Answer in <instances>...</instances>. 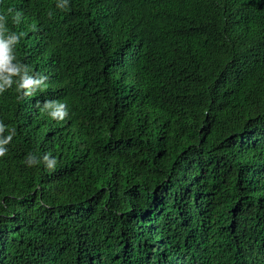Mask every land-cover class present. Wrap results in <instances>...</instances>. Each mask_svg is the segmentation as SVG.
I'll use <instances>...</instances> for the list:
<instances>
[{
	"label": "trees",
	"instance_id": "1",
	"mask_svg": "<svg viewBox=\"0 0 264 264\" xmlns=\"http://www.w3.org/2000/svg\"><path fill=\"white\" fill-rule=\"evenodd\" d=\"M62 2L0 0V264H264V0Z\"/></svg>",
	"mask_w": 264,
	"mask_h": 264
},
{
	"label": "clouds",
	"instance_id": "2",
	"mask_svg": "<svg viewBox=\"0 0 264 264\" xmlns=\"http://www.w3.org/2000/svg\"><path fill=\"white\" fill-rule=\"evenodd\" d=\"M68 4V0H63L61 4H58V7H65ZM11 11V10H9ZM14 22H19L20 14L17 13L13 18ZM4 17L0 16V21H3ZM21 35H23L21 33ZM15 41V44L19 42V36L16 34H11L7 36V38L0 39V73H6L2 76L3 83L0 84V92L4 90L5 87H10L13 83L12 76H19L18 88H30L33 85H40L43 81V78L34 79L31 76L27 75V72H20L19 68L11 65V60L15 57L12 54V49H10L9 45ZM16 58V64H18ZM21 65V61H19ZM46 107H52L50 104H46ZM67 109L64 104H59L54 108V111H51L49 114L51 117L56 119H63L66 115ZM3 128V125L0 124V129ZM11 140V135H9L5 140L0 141V157H2L7 151L2 145L8 143ZM43 161L45 162V167L53 168L55 166V159L49 158V156L45 155L43 157ZM27 163L29 165H33L37 163V158L35 156L29 155Z\"/></svg>",
	"mask_w": 264,
	"mask_h": 264
}]
</instances>
